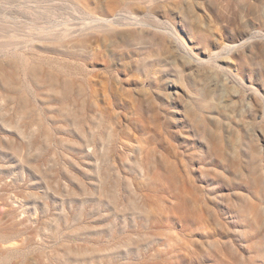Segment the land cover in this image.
I'll return each mask as SVG.
<instances>
[{
	"label": "rangeland",
	"instance_id": "1",
	"mask_svg": "<svg viewBox=\"0 0 264 264\" xmlns=\"http://www.w3.org/2000/svg\"><path fill=\"white\" fill-rule=\"evenodd\" d=\"M0 264H264V0H0Z\"/></svg>",
	"mask_w": 264,
	"mask_h": 264
}]
</instances>
